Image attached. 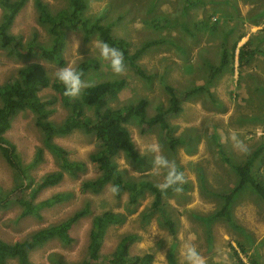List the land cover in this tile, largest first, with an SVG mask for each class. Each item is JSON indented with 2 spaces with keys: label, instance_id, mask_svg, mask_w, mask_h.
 Wrapping results in <instances>:
<instances>
[{
  "label": "rangeland",
  "instance_id": "rangeland-1",
  "mask_svg": "<svg viewBox=\"0 0 264 264\" xmlns=\"http://www.w3.org/2000/svg\"><path fill=\"white\" fill-rule=\"evenodd\" d=\"M34 1H26L9 33L24 46L30 43L49 46L51 37L46 26L38 21ZM41 1L52 11L68 7V0ZM1 13L0 8V17ZM84 16L91 22L109 26L114 37L129 44V54L142 49L136 65L144 76H139L126 61V74L116 76L99 57L94 46L97 37L84 42L79 31L67 33L63 67L93 63L97 67H89L82 78L93 85L123 80L125 87L110 101L111 108L145 99L146 116L154 117L159 110L169 108L166 86L175 91L180 102V112L166 117L170 130H162L159 125L142 128L135 120L127 125L141 159L132 162L119 154L114 159L118 170L125 180L156 186L164 172L152 170L153 156L147 146L159 142L164 154L184 172L187 180L184 192L177 195L169 190L162 194L159 209L152 211L154 196L148 190L136 205L128 204L127 193L119 198L113 196L106 187L111 184L98 193L83 190L84 182L99 175L98 167L88 161L89 154L99 149V143L94 134L75 130L67 136L53 137L52 142L66 150L71 161L84 162L86 169L73 177L64 174L57 185L38 194L35 202L55 194H68L62 202L43 209L40 219L21 217L22 209L15 199L29 194L31 189L19 187L27 182L35 184L45 174L60 171V167L44 145V135L36 126L34 115L18 112L4 136L15 147L23 167L33 161L38 151L41 160L25 173L24 179L0 153V198L7 196L9 200L5 209L0 208V241L9 244L23 241L35 231L87 209V214L69 230L72 243L64 245L57 239L49 240L30 253V261L80 262L87 255L93 218L113 212L124 220L108 228L99 251L101 256L111 254L124 236L135 235L129 246L131 255L151 253L152 264H165L161 255L167 264H185V242L194 243L207 264H239V261L250 264L248 258L264 264V200L250 185L237 194L231 205L233 225L211 218L222 206L219 195L229 193L238 183L232 167L242 164L253 153H261L254 164L253 176L264 184V0H88ZM74 39L79 41L77 50L71 46ZM248 40L250 49L258 48L263 53H257L239 68L236 50L234 61L208 84L223 51L228 55L233 44L237 43L238 49ZM32 63L44 67L52 85L56 82L54 73L62 67L39 56L18 58L11 48L0 46V86L17 78L19 69ZM189 91L192 93L187 95ZM39 97L47 102L53 100L49 106L53 110L49 117L52 123L60 124L69 116V109L59 101L52 87L42 89ZM86 114L92 117L93 110L86 109ZM166 218L174 225V235L164 224ZM242 247L247 256L243 255ZM8 262L16 264L14 260Z\"/></svg>",
  "mask_w": 264,
  "mask_h": 264
},
{
  "label": "trees",
  "instance_id": "trees-1",
  "mask_svg": "<svg viewBox=\"0 0 264 264\" xmlns=\"http://www.w3.org/2000/svg\"><path fill=\"white\" fill-rule=\"evenodd\" d=\"M26 1L0 0V8L2 10L0 17V46L11 48L18 58L29 59L34 55L63 67L65 65L63 54L66 47L67 33L68 31H79L82 33L84 42H88L90 38L96 36L100 40L108 42L111 46L120 49L124 53L125 61L139 76H144L136 65L137 59L142 54V49L137 50L134 54H129V44L123 39L114 37L109 26H104L97 21L91 22V20L86 18L84 13L88 7V0H68V7L57 11H52L41 0H35L34 7L38 15V21L46 26L51 42L49 46L37 43H30L24 46L18 37L9 33V30ZM250 48L251 42L248 40L238 49L237 43L233 44L231 53L228 55L226 51H223L220 63L213 68L214 75L209 78L207 83L210 84L215 75L221 73L226 66L234 61L236 50H238L237 60L239 68L247 65L257 53H263V50L258 48ZM92 66L93 68L97 67L91 62H84L79 64L76 69L83 73V78L88 68ZM48 87H52L55 90L59 101L70 111L69 116L60 124H54L49 120L50 115L53 113L49 106L53 100L47 102L39 97V92ZM124 87L125 82L123 80L102 82L84 89L78 98L69 99L63 95V86L57 81L52 85L44 67L37 63L22 67L18 71L17 78L11 79L0 86V153L5 162L12 170L25 179V173L41 160V155L38 151L33 161L23 167L15 147L4 136L11 128V121L14 116L18 112L28 111L34 115L35 124L44 135L43 143L54 154L60 167V171L45 174L35 184L27 182V185L19 187L25 190L31 189L29 194L15 199L22 209L21 217L32 216L40 219L43 209L62 202L68 197V194H55L43 201L35 202L38 194L47 187L57 185L63 179L64 174L73 177L78 172L86 169L84 162L71 161L66 150L52 142L53 137L67 136L75 130L94 134L99 143V149L88 156V161L98 167L99 175L94 180L84 182L82 185L83 190L98 193L107 184L118 185L120 192L115 197L119 198L124 193H127L128 204L130 205L138 204L140 198L148 190L154 196L151 210L159 209L162 203V193L157 187L145 182L125 180L118 170L114 159L119 154H123L126 159L132 162L140 161L141 156L134 146L127 125L132 120H135L142 128L159 125L162 130H170L166 117L180 112L179 98L172 88L166 86L169 95V108L165 111L159 110L154 117L147 118L148 103L145 99H140L134 104H128L120 108H111L109 106L110 101L116 99ZM191 93L192 91H189L186 94ZM86 109L93 110L92 117L86 114ZM174 143H178V140H175ZM259 154L261 153H253L245 162L232 167L238 176V183L229 193L219 195L223 200L222 206L211 218H220L226 223L233 225L231 205L237 194L247 185H250L264 200V184L258 181L252 173ZM8 204L7 196L0 198V208L5 209ZM87 212V209H83L66 221L35 231L23 241L13 244L0 241V264H8L9 260H14L16 264H34L29 259L30 253L49 240L57 239L64 245L72 243L73 239L69 230ZM123 220L122 215L113 212H103L96 215L92 220L89 232L90 243L86 257L80 262L71 264H97L98 262H101V264H152L154 256L151 253H145L141 256L131 255L129 246L135 240V235L124 236L111 254L107 256L99 254L108 228L120 225ZM164 224L170 233L174 235L173 223L166 218ZM242 251L243 255L247 256L244 247H242ZM248 259L250 264H258L253 259ZM239 262V264H245L241 263V261ZM58 264L69 263L59 262Z\"/></svg>",
  "mask_w": 264,
  "mask_h": 264
},
{
  "label": "clouds",
  "instance_id": "clouds-1",
  "mask_svg": "<svg viewBox=\"0 0 264 264\" xmlns=\"http://www.w3.org/2000/svg\"><path fill=\"white\" fill-rule=\"evenodd\" d=\"M71 46L75 47L77 50L79 41L74 39ZM94 46L98 50L100 59L108 63L111 71L116 76H123L126 74L127 65L124 53L120 49L115 46H111L108 42L100 40L99 38L94 41ZM82 75V72L78 71L71 65L59 68L54 73L56 81L64 88L63 95L69 99L78 98L84 89L93 86L91 82L83 80ZM147 151L153 156L152 170H163L164 172L162 181L156 185L157 189L165 195L169 190L177 195L183 194V185L187 183V180L184 172L178 169L175 160L169 159L168 156L164 154L162 146L159 142H154L148 145ZM129 167L130 166L128 164V168ZM132 174H140V172H132ZM106 187L113 196L119 194L120 192L118 185L112 184ZM161 257L165 264H167L165 258L162 255ZM183 257L185 264H207L206 259L198 252L196 245L191 242L184 243Z\"/></svg>",
  "mask_w": 264,
  "mask_h": 264
}]
</instances>
